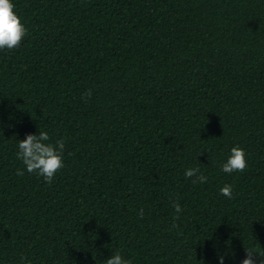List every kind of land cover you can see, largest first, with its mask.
Returning <instances> with one entry per match:
<instances>
[{
    "label": "trees",
    "instance_id": "1",
    "mask_svg": "<svg viewBox=\"0 0 264 264\" xmlns=\"http://www.w3.org/2000/svg\"><path fill=\"white\" fill-rule=\"evenodd\" d=\"M12 3L28 34L0 51V264H218L227 243L240 264L264 247V0ZM38 131L65 140L51 184L16 175ZM235 146L247 167L224 173Z\"/></svg>",
    "mask_w": 264,
    "mask_h": 264
},
{
    "label": "clouds",
    "instance_id": "2",
    "mask_svg": "<svg viewBox=\"0 0 264 264\" xmlns=\"http://www.w3.org/2000/svg\"><path fill=\"white\" fill-rule=\"evenodd\" d=\"M28 34V30L21 22V18L15 11V5L12 0H0V51L5 49L11 51L20 47L21 42ZM92 91L88 89L82 95V99L91 98ZM2 133V129H0ZM18 151L17 159L24 165L23 169H17L16 175L23 176L25 171L43 178L44 182L51 184L56 173L64 167V150L65 140L60 138L54 143L50 142V136L47 131H38V134H25L24 139L16 141ZM247 167L245 152L238 146L232 147L226 161L221 165L224 173L231 174L233 172H243ZM186 178H190L195 184H203L207 182V176L200 172L197 167L187 168L184 172ZM220 193L228 199L233 198V186L225 184ZM171 205L177 213L173 220L179 218L178 214L183 211L179 202L175 199L171 200ZM143 208L139 211V216L143 218ZM254 222V221H253ZM252 222V223H253ZM259 223V222H257ZM252 225V224H251ZM172 228L178 227L175 223ZM254 246L243 247L244 258L240 260V264H264V247L256 240ZM215 248V243L213 245ZM226 251L221 253L216 250L218 264H225V257L234 260L235 252L231 249L230 243L225 245ZM21 264H31L25 257H21ZM102 264H132L130 259H125L119 251L111 254L110 257L102 261Z\"/></svg>",
    "mask_w": 264,
    "mask_h": 264
}]
</instances>
